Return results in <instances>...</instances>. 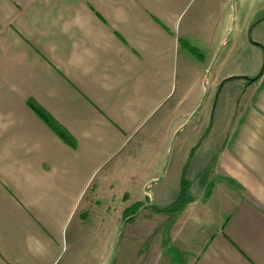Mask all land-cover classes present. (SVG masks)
Instances as JSON below:
<instances>
[{
  "label": "crops",
  "instance_id": "crops-1",
  "mask_svg": "<svg viewBox=\"0 0 264 264\" xmlns=\"http://www.w3.org/2000/svg\"><path fill=\"white\" fill-rule=\"evenodd\" d=\"M234 4L264 13V0H0V264H264V76L220 146L206 114L166 159ZM204 146L212 178L163 210L206 173L186 176Z\"/></svg>",
  "mask_w": 264,
  "mask_h": 264
},
{
  "label": "rangeland",
  "instance_id": "rangeland-1",
  "mask_svg": "<svg viewBox=\"0 0 264 264\" xmlns=\"http://www.w3.org/2000/svg\"><path fill=\"white\" fill-rule=\"evenodd\" d=\"M246 17V15L241 13V8L234 4L232 8L231 26L224 38L225 40L219 44L215 53H212L213 49H211V52H208L207 57L210 61L205 73L210 69L212 63L213 65L208 77L203 83V91L196 105V107L198 105L200 107L194 116L185 122L174 139L173 135L169 145L171 151L169 150L170 153L168 152L169 154L166 157L169 163L175 157L182 138L192 133L191 131L195 128L199 120L200 122L203 121H201L204 118L203 115L207 114V124L204 131H208L210 128L208 135L213 140L217 135L218 139H216V144L217 147L220 146L233 129L239 110L249 96V90L251 89L247 87V83L254 76L260 74L264 76V13L251 21H248ZM253 24L255 25L253 26ZM251 25L249 40L248 28ZM227 36L228 38H226ZM220 47L221 50L214 60L216 52ZM204 85L207 87L206 92ZM196 107L191 103L181 104L176 112L184 113L188 112V110L193 112ZM204 140L201 144L204 143ZM187 141L192 142V139ZM187 141L184 142L186 145ZM204 149L205 146L198 151H194L186 166V176L191 177L195 169L193 165L196 166L198 162L203 161L207 165L201 167V170L203 171L205 169L206 173L197 182L192 184L190 194L194 196L200 194L201 185L211 179L213 175L209 166L212 160V156H210L212 152L209 154ZM178 158L180 160L186 159L184 153L178 155Z\"/></svg>",
  "mask_w": 264,
  "mask_h": 264
},
{
  "label": "trees",
  "instance_id": "trees-1",
  "mask_svg": "<svg viewBox=\"0 0 264 264\" xmlns=\"http://www.w3.org/2000/svg\"><path fill=\"white\" fill-rule=\"evenodd\" d=\"M185 48L194 55L197 59L202 60L203 55L202 53L197 50L195 47L189 45L188 43H184ZM260 75L255 77L254 80H257ZM30 106L34 109V111L38 114V116L58 135L60 136L67 144L74 147L75 142L70 137V135L65 131V129L60 126L46 111L42 108L38 107L33 102L29 103ZM190 181L187 179H182L180 183V190L176 197V199L167 207H164L163 210L171 212V213H179L182 209L186 206V204L192 200V195L190 194ZM140 207L139 204L134 203L132 206L126 208L123 211V220L128 221L132 218V215L135 214Z\"/></svg>",
  "mask_w": 264,
  "mask_h": 264
},
{
  "label": "water",
  "instance_id": "water-1",
  "mask_svg": "<svg viewBox=\"0 0 264 264\" xmlns=\"http://www.w3.org/2000/svg\"><path fill=\"white\" fill-rule=\"evenodd\" d=\"M256 22H257V21H256ZM256 22H254V23H256ZM254 25H255V24H253V26H254ZM251 28H252V25L248 28V39H249V40H250L249 33H250V29H251ZM226 38H228V36H227ZM220 50H221V47L217 50L216 55H215V57H214V60H215L216 57L218 56ZM214 60H213V62H214ZM212 65H213V63L211 64L210 69H211ZM210 69H208V71H207L206 74H205V80H206V78H207L208 75H209V71H210ZM204 89H205V92H206V91H207V87H206L205 85H204ZM199 107H200V105H198V106L196 107V109H195V110H194V111L188 116V119H190V118L195 114V112L199 109ZM178 130H179V128L175 131L173 139L175 138V136H176ZM173 141H174V140H173ZM145 189L147 190V187H145ZM142 207H143V206H142ZM142 207H140V208H142Z\"/></svg>",
  "mask_w": 264,
  "mask_h": 264
}]
</instances>
